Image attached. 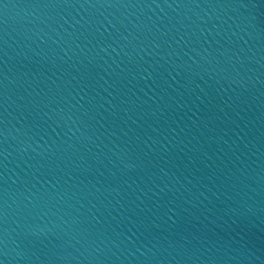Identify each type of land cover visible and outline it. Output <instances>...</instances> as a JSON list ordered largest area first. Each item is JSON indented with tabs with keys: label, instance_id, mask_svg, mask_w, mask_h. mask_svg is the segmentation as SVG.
<instances>
[{
	"label": "water",
	"instance_id": "water-1",
	"mask_svg": "<svg viewBox=\"0 0 264 264\" xmlns=\"http://www.w3.org/2000/svg\"><path fill=\"white\" fill-rule=\"evenodd\" d=\"M0 264H264V0H0Z\"/></svg>",
	"mask_w": 264,
	"mask_h": 264
}]
</instances>
